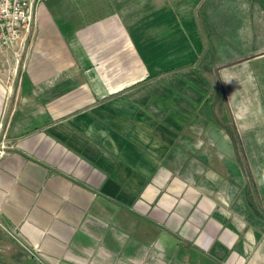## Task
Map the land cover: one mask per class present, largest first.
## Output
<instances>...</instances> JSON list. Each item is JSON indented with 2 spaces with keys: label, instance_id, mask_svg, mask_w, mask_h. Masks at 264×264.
Returning <instances> with one entry per match:
<instances>
[{
  "label": "crops",
  "instance_id": "obj_1",
  "mask_svg": "<svg viewBox=\"0 0 264 264\" xmlns=\"http://www.w3.org/2000/svg\"><path fill=\"white\" fill-rule=\"evenodd\" d=\"M94 1H42L0 102V264H264V48L243 45L241 13L196 0L216 64L161 69L187 45L170 16L155 23L170 0H99L111 12L84 16ZM221 24L240 57L215 51Z\"/></svg>",
  "mask_w": 264,
  "mask_h": 264
},
{
  "label": "rangeland",
  "instance_id": "obj_2",
  "mask_svg": "<svg viewBox=\"0 0 264 264\" xmlns=\"http://www.w3.org/2000/svg\"><path fill=\"white\" fill-rule=\"evenodd\" d=\"M96 1L99 0H95L93 3L90 5L89 8L87 7H83L84 9H86V11L84 12V16L86 17H91L94 18L93 15L96 16H101L104 14V12L106 13H110L111 12V8L108 6H103L100 7V4H95ZM140 1V0H139ZM152 0H149L148 5L151 4ZM166 0H160L157 1L156 0V6H160L163 5L164 2ZM168 1V0H167ZM180 1V5L179 2ZM196 0H170V7H156V9L154 10V19H155V23L159 22L162 20L163 15H165V17L170 16V27H169V32L171 34V39L173 42V37H174V31L178 30L179 35H184L187 39V45L186 47L183 49V46L181 47V49L179 48V46H177L176 48H174L172 50V53L169 57H167L165 54V58L161 57V59L159 58L158 61H156V65H160L161 69H165V68H175L178 67L181 64H190V63H197L199 62V60L201 61V63L205 60L208 59L207 63H211V64H216V56H214L213 54H209L208 52L203 54V49L202 52L200 54L201 48H202V42L210 47V41H209V37L211 35V32L208 30H204L203 32H201L199 34V32L196 30V25H195V14H197L198 12H202V10L204 8H199V4L196 6V8H194V3ZM202 1V0H200ZM199 1V3H200ZM209 0H206V2H204V5L208 3ZM214 3L211 6L213 11L215 13L218 14H239L241 13V24H238V27L241 25V29L246 30L247 33H243L241 36L244 38V40L247 43H243V45H245V48H247V50L250 48L251 51L254 50H258L259 48H264V45L261 46H256V40H254V37H252L251 39H246V37L249 35V38L251 37V35H254V33H256L259 36V41H261V43L264 44V0H213ZM252 1H256V3L258 5H260V7L256 4V3H251ZM259 1L261 3H259ZM235 2V3H234ZM153 3L155 5V1L153 0ZM239 3H244L243 6L239 5ZM234 4V5H233ZM60 9H66V6L60 8ZM262 9V10H261ZM78 11V9H77ZM212 11V12H213ZM80 15H82L81 10H79ZM92 15V16H91ZM202 17L199 15V17H202L205 21V23L207 24L210 21V16H206ZM219 17V16H218ZM221 18V17H219ZM149 20V19H147ZM167 21L168 19H166L165 22V36L166 33L168 32V27H167ZM154 22V20L152 21ZM227 27H232L231 24H226ZM222 27V24H221ZM219 28V35H224V33L228 34L227 39L223 40V39H213V42L216 45L215 51L217 53H219V49L223 48L227 45V50L228 52H230L232 54V56L230 58H227V56H223V58H225V60L227 59H236L238 57H240L239 55L242 54V50L239 49V44L235 43V39L232 37V35H230V32L227 30H225L226 27H222ZM39 25H36L34 23V25H32L31 29L29 30V34L27 35L26 39L24 42H22L21 45H17L15 47H8L6 49H2L0 51V70H2L0 72V74L3 73V71H6L7 68H11L10 74V80H9V86L8 85H3V82L5 81V79L1 78L0 75V80L2 81V85L0 86V102L3 101V99L8 100L9 98H11L13 96V94L15 93L13 88L15 87V85L18 83V72L19 70H21L22 68H24L26 66V63H29V61L27 62L28 59V49L32 44V37L34 36V32L35 30H38ZM209 29V27H208ZM39 32V31H38ZM37 32V34L39 35V33ZM167 37V36H166ZM200 38H202V42H200ZM65 39V38H64ZM167 39V38H166ZM165 39V40H166ZM171 39H167L166 42L169 43L171 41ZM35 41L38 43L40 40L38 39V37L36 36ZM31 43V44H30ZM182 44V43H181ZM230 44V45H228ZM162 47V46H161ZM256 47V49H255ZM259 47V48H257ZM163 49L165 48V46L162 47ZM210 49V48H208ZM37 50V48H33L32 52H35ZM167 48H165V53H166ZM246 50V49H245ZM248 52V51H247ZM200 54V55H199ZM203 54V55H202ZM17 55L18 58L15 56ZM202 55V56H201ZM221 56V55H220ZM202 57V58H201ZM222 59V57H220ZM203 59V60H201ZM17 60V62H16ZM32 60V57H31ZM13 69H15V71L13 72ZM4 100V101H5ZM258 101H260V105H261V110L264 111V98H258ZM1 133V132H0ZM7 152V150H6ZM248 153V152H247ZM253 153V152H252ZM256 153V152H255ZM228 154L231 156V158L237 159L239 161V159L241 158V160H243V158H245V153L241 150H234L232 152H228ZM260 158V157H259ZM251 174H254L255 172L253 171L254 168H251ZM260 182L263 184L264 183V174H261L260 177ZM252 189L254 190V188L252 187ZM256 190V188H255ZM254 190V192H255ZM257 191V190H256Z\"/></svg>",
  "mask_w": 264,
  "mask_h": 264
},
{
  "label": "built area",
  "instance_id": "obj_3",
  "mask_svg": "<svg viewBox=\"0 0 264 264\" xmlns=\"http://www.w3.org/2000/svg\"><path fill=\"white\" fill-rule=\"evenodd\" d=\"M43 0H0V51L8 47L21 45L25 41L29 30L36 21L38 10ZM17 58L18 56L15 55ZM17 62V60H16ZM7 74L3 85L9 86L10 71ZM15 69H13V72ZM2 81L0 80V86ZM1 91V90H0ZM4 134H0V157L4 156L6 150L10 149ZM3 232L14 239L12 231ZM23 250L33 259L41 263L36 253L31 248L22 247Z\"/></svg>",
  "mask_w": 264,
  "mask_h": 264
}]
</instances>
